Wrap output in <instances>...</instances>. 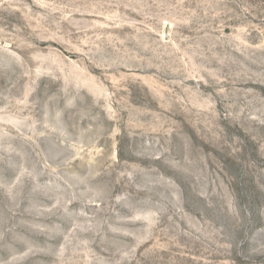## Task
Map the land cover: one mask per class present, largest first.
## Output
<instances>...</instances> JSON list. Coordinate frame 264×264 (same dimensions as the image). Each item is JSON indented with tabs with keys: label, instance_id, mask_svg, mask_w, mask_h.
Returning <instances> with one entry per match:
<instances>
[{
	"label": "rangeland",
	"instance_id": "rangeland-1",
	"mask_svg": "<svg viewBox=\"0 0 264 264\" xmlns=\"http://www.w3.org/2000/svg\"><path fill=\"white\" fill-rule=\"evenodd\" d=\"M0 264H264V0H0Z\"/></svg>",
	"mask_w": 264,
	"mask_h": 264
}]
</instances>
